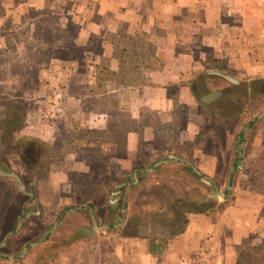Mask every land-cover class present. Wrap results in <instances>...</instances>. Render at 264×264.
Instances as JSON below:
<instances>
[{"label":"rangeland","instance_id":"obj_1","mask_svg":"<svg viewBox=\"0 0 264 264\" xmlns=\"http://www.w3.org/2000/svg\"><path fill=\"white\" fill-rule=\"evenodd\" d=\"M22 1L0 0L2 14L13 18ZM77 1L51 0L43 11H29L18 32L0 29V171H13L24 191L37 195L32 201L14 178L0 176V264H77L81 255L84 260L96 248L107 249L117 235L147 234L148 222L153 231L168 226L173 232L184 227L190 211L218 215L217 205L224 199L251 202L260 208L264 222V0H247L245 8L241 5L237 11L236 0H228L224 10L231 14L224 19L230 36L224 60L205 62L204 66L217 70L204 68L180 86H169L175 98L170 112L149 111L141 121L132 122L127 110L108 109L104 133L80 129L68 137L58 134V145L50 148L20 134L8 137L4 123L22 115L24 125L30 124L37 108L45 116L42 120L59 128L66 122L71 127L88 125L91 119L82 114L81 121L75 105L65 104L62 115L63 89L71 94L105 91L106 81L112 85L140 78L143 68L134 70L138 61L145 68L154 66L152 57L141 60L144 35L123 37L116 53L122 72L100 70L104 85L89 84L98 74L94 67L100 62L102 43L109 38L92 37L84 44L77 35L78 24L68 19ZM216 91L221 93L216 99L200 101V96ZM82 104L88 114L112 103L102 104L90 96ZM59 114L65 122L56 118ZM128 129L139 132L138 146L129 155L132 165L124 170L114 162L111 166L109 156L126 154ZM98 136L101 146L94 143ZM69 138L81 145L69 150L73 160L68 161V151L57 147ZM30 141L32 156L25 152ZM65 159L71 165L67 172ZM162 160L166 163L154 167ZM134 168L136 181L123 182ZM215 191L224 197L214 196ZM120 208L125 210L122 214ZM117 222L122 226L112 227ZM94 223L110 227L102 232L93 229ZM40 240L42 245L29 246ZM98 242L101 247L95 245ZM239 254L237 264H264V233L260 239L244 240Z\"/></svg>","mask_w":264,"mask_h":264},{"label":"crops","instance_id":"obj_2","mask_svg":"<svg viewBox=\"0 0 264 264\" xmlns=\"http://www.w3.org/2000/svg\"><path fill=\"white\" fill-rule=\"evenodd\" d=\"M50 1L23 0L16 7L19 14L14 15L13 18L2 14L0 7V29L18 32L24 26V22L27 23L24 18L29 11H43L52 4ZM247 3V0H236L234 4L236 11L241 5L245 8ZM227 5L228 0L77 1L76 8L70 12L68 19L78 24L77 35L84 40V44L92 37L109 38V41L102 43L99 53L100 62H97L94 67L98 69V74L94 73L93 81H89V84L92 83L100 88L104 85L105 82L103 83V80L98 77L100 70L110 69L112 73L122 72L123 66L119 62L120 57H116V53L120 48L119 39L123 37L135 39L144 35L141 60L145 58V55L152 57L154 66L145 68L143 64L139 66L141 62L138 61L134 70L138 71L139 68H143L144 71L140 78L126 79L119 84L113 82L112 85H109L111 81H106L108 90L105 91L99 89L93 94L90 92L71 94L63 89V93L59 94H63L61 97L64 104L62 115L67 111L65 104L75 105L78 109L75 112L79 113L78 117L81 121L85 118L91 119L88 125L79 123L78 126L71 127V123L66 122L63 127L59 128L55 124L52 125L42 120L45 116L41 115L40 109L37 108V110H32V122L14 130L12 134L34 138L46 143L50 148L58 145L55 142L62 135L67 134L68 137L72 132H80V129L99 130L101 134L104 133L108 109L110 112L115 111V107H117L116 110H127V117L132 119V122H136V119H139L138 122L141 121L145 113L149 111L170 112L175 98L170 96L169 86H180V82L201 69L217 70L218 67H212V65L204 66L205 62L224 60L227 49L226 39L230 36L229 29L225 28L227 21L224 19L231 14L226 10L228 13L224 16L226 12L224 6ZM44 67L42 69H45ZM182 85L185 84L182 83ZM35 90H39L40 93V88ZM90 96H94L96 101L102 104L109 102L112 104L107 105L109 108L101 105V109L88 111L87 114V109L82 102ZM115 103L118 104L115 105ZM82 114L85 116L84 119ZM60 115L56 118L61 122L66 121ZM74 117L78 118L75 115ZM58 134L61 136L58 137ZM138 135L139 132L126 130L127 144L124 148L126 154L123 158L111 154L109 156L111 166L114 162V165L126 170L127 166L132 165L129 155L137 149L138 144L135 143V138H138ZM101 139V136L96 137L94 143L98 142L101 146L103 144L100 142ZM79 144L81 145L79 140L72 141L69 138L66 142L61 141L57 148L68 151L69 161L73 160L69 153L71 148ZM109 149L116 150L113 147ZM67 155H63L64 158ZM67 159L63 162L64 172L71 170L70 162L66 163ZM99 159L102 160L98 157L97 165L101 164ZM75 163L77 162L72 165ZM150 169L146 168L148 173L153 171ZM137 174L134 168L123 182L127 184L135 182ZM114 176V180H118V175ZM30 199L37 200L36 193L33 192ZM20 208V210L23 209L22 204ZM111 209H114L113 206ZM124 211L120 208L118 214ZM259 211L260 208L251 202L241 204L238 200L229 203L218 215L212 214V211H190L187 213L184 230L176 235L170 234L168 226H162L153 231L152 224L148 222L145 225L149 228L147 234L117 235L118 238L111 239L109 242L107 241L109 239H103V242L109 243L107 249L101 248L99 251L96 248L93 254H85L84 260L81 255L77 264H237L240 255L239 246L243 241L250 236L260 239L264 233V222L259 218ZM120 226H122L120 222L112 225L114 228ZM108 227H110L108 224L97 226L94 223L93 225V229H101L102 232H105ZM42 241L37 242L35 247L42 245ZM86 242L83 243L85 246ZM250 244L256 243L254 241ZM0 245H3L2 242ZM95 245L100 246L99 242Z\"/></svg>","mask_w":264,"mask_h":264},{"label":"water","instance_id":"obj_3","mask_svg":"<svg viewBox=\"0 0 264 264\" xmlns=\"http://www.w3.org/2000/svg\"><path fill=\"white\" fill-rule=\"evenodd\" d=\"M220 95V92L219 91H216V92H212V93H209V94H206V95H203V96H200V101H203V102H209V101H211L212 99H214V98H216L217 96H219ZM170 157H173V156H170ZM163 163H166V161H158L157 163H155L154 164V167H157L158 165H161V164H163ZM194 169V171L196 172V173H198L199 174V171L197 170V169H195V168H193ZM150 170H153V168H151ZM0 175H2V176H7V177H11V178H14L16 181H17V183H18V188H19V190L21 191V192H23V193H25L26 195H28L29 197H31L32 196V193L31 192H25L24 191V187H23V184H22V182H21V180H20V177L16 174V173H14L13 171H0ZM206 183H208V184H210V181L209 180H204ZM228 188H230L229 186H228ZM213 195L214 196H220V197H224V195L223 194H221V193H219L218 191H215L214 193H213ZM50 232H52V231H50ZM47 233H45V235H46ZM37 244V242H35V243H31V244H29V246H34V245H36ZM23 250H26V247L23 249Z\"/></svg>","mask_w":264,"mask_h":264},{"label":"trees","instance_id":"obj_4","mask_svg":"<svg viewBox=\"0 0 264 264\" xmlns=\"http://www.w3.org/2000/svg\"><path fill=\"white\" fill-rule=\"evenodd\" d=\"M4 126L6 128V134L8 137H11L12 136V132L14 130H18L20 129L21 127L24 126V116H20L18 118H11L10 120L6 121L4 123ZM32 144V141L29 142L28 146L26 147L25 149V152L26 154L29 156H32L30 153V151H32L31 149V145ZM230 202L228 201V199H224L222 202L218 203L217 205V209L219 210V212L223 211L225 209V207L229 204ZM198 212H204V210H199ZM183 227L182 228H179L178 230H175V231H171L170 234L172 235H176V234H179L183 231Z\"/></svg>","mask_w":264,"mask_h":264}]
</instances>
